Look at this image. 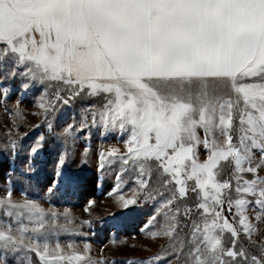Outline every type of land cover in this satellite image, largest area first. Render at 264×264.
I'll list each match as a JSON object with an SVG mask.
<instances>
[{"label": "snow or ice", "instance_id": "1", "mask_svg": "<svg viewBox=\"0 0 264 264\" xmlns=\"http://www.w3.org/2000/svg\"><path fill=\"white\" fill-rule=\"evenodd\" d=\"M5 61L0 99H11L10 82L19 78V117L23 93L38 82L37 127L46 124L47 133L27 145L28 134L17 133L0 151L13 164L21 160L22 174L51 166L49 203L78 191L88 148L76 164L69 145L82 132L90 140L94 126L119 130L124 145L99 149L101 173L119 164V180L132 173L145 202L157 200L154 175L170 189L166 199L161 195L165 222L157 208L139 228L168 237V245L123 264H264V238L253 239L264 224V0H0ZM53 81L63 87L50 92ZM85 96L104 102L82 109L79 127L74 114L57 131L64 114L58 106ZM49 141L52 153L45 152ZM13 191L0 194V264H107L93 261L87 241L83 250L74 244L79 227L68 208H45L26 194L14 199ZM118 191L119 183L108 194ZM189 193L195 199L181 209ZM119 202L125 208L140 201L134 194Z\"/></svg>", "mask_w": 264, "mask_h": 264}, {"label": "rangeland", "instance_id": "2", "mask_svg": "<svg viewBox=\"0 0 264 264\" xmlns=\"http://www.w3.org/2000/svg\"><path fill=\"white\" fill-rule=\"evenodd\" d=\"M8 61L0 64V75L7 71ZM16 81L10 82L11 87L15 94H12L11 99L4 102L0 99V145L8 142L9 138H16L17 133H26L28 138L24 143L30 144L41 134L47 133V125L37 127L41 124V117L35 115L36 107L33 103V96L39 95L43 91L42 86L37 82L32 86V90L23 93L22 109L19 117L13 111V105L16 103L17 98L21 96ZM5 86L9 82H4ZM63 87L62 84L56 81L51 82L50 92H54L56 88ZM104 102L103 96L91 97L85 96L76 98L68 106L61 107L64 113L57 121L60 130L66 123H71L73 115L79 127V121L83 117L82 109H86L89 104L99 107ZM88 123H91V116L88 117ZM19 125L17 127L16 125ZM11 130V131H10ZM104 132V135L100 133ZM121 133L119 130L109 129L105 132L103 128L98 132L95 126L92 128L91 139H86V132L80 133L79 138L69 145L70 155L76 160V164L84 157V150L88 148L87 159L88 163L83 169H80L82 177L81 184L78 191L72 196H59L55 194L51 198V203L48 202L46 196V189L49 183L56 177L53 175L51 166L49 165L44 170L36 173L35 175L22 174V164L19 158L15 159L13 164V156L7 151H0V194H3L6 187H11L14 199H22L26 194L28 198L40 202L45 208H52L63 213L65 208H68L72 217H74L75 224L79 227V233L74 234L71 239L74 244L83 250V244L87 241L90 246V256L93 261L103 258L107 264H123V258L126 257H147L151 254H162V249L168 245V237L158 236L152 237L145 235L139 231L140 226L151 215H157V208L161 211L159 221L163 224L166 220L165 212L167 209L162 207L164 199L170 193V189L163 185L162 179L159 175L152 177V187L155 191L152 192L154 197H157L156 202L148 200L145 202L144 197L136 191V183L132 178V173L124 176L123 180H119L115 174L119 171V164L114 167L108 168L105 172L101 173L97 168V153L100 148L107 149L108 147H117L122 151L124 145L122 142ZM127 138L126 135L123 137ZM52 142L49 141L45 145V152L52 153ZM63 150V149H61ZM23 155V153H21ZM52 156H49L51 159ZM120 185V191L115 195H109L112 188ZM135 197L139 199V203H134L127 207H123V203H118V198L123 196L125 198ZM43 198V199H42ZM195 195L189 193L187 201H181L180 206L183 208L185 202H192ZM89 200L94 203L88 207L86 211L87 202ZM173 206V211L175 210ZM235 212V209L232 210ZM225 215L231 221L232 216L229 214L227 206L224 208ZM250 219L255 220L251 209H249ZM88 220L91 223L82 224L81 222ZM64 221L61 220V223ZM183 222V220H182ZM190 223V221H188ZM259 233L253 239L260 240L264 238V224L258 225ZM188 233L185 228L181 235ZM69 237L64 233L59 235V241L62 246H66ZM225 240H228V235H225ZM243 240L247 243V237L244 236ZM56 238H53L51 243L54 245Z\"/></svg>", "mask_w": 264, "mask_h": 264}]
</instances>
